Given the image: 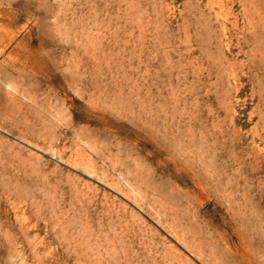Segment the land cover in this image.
Instances as JSON below:
<instances>
[{
	"label": "rangeland",
	"instance_id": "1",
	"mask_svg": "<svg viewBox=\"0 0 264 264\" xmlns=\"http://www.w3.org/2000/svg\"><path fill=\"white\" fill-rule=\"evenodd\" d=\"M0 264H264V0H0Z\"/></svg>",
	"mask_w": 264,
	"mask_h": 264
},
{
	"label": "trees",
	"instance_id": "2",
	"mask_svg": "<svg viewBox=\"0 0 264 264\" xmlns=\"http://www.w3.org/2000/svg\"><path fill=\"white\" fill-rule=\"evenodd\" d=\"M76 115H78V113L76 112Z\"/></svg>",
	"mask_w": 264,
	"mask_h": 264
}]
</instances>
